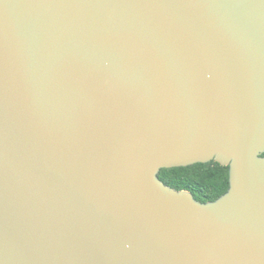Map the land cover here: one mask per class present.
<instances>
[{
    "label": "water",
    "instance_id": "95a60500",
    "mask_svg": "<svg viewBox=\"0 0 264 264\" xmlns=\"http://www.w3.org/2000/svg\"><path fill=\"white\" fill-rule=\"evenodd\" d=\"M263 152L264 0H0V264H264Z\"/></svg>",
    "mask_w": 264,
    "mask_h": 264
},
{
    "label": "trees",
    "instance_id": "16d2710c",
    "mask_svg": "<svg viewBox=\"0 0 264 264\" xmlns=\"http://www.w3.org/2000/svg\"><path fill=\"white\" fill-rule=\"evenodd\" d=\"M157 175L175 189L189 190L201 202L215 199L228 187V166L214 160L161 168Z\"/></svg>",
    "mask_w": 264,
    "mask_h": 264
}]
</instances>
